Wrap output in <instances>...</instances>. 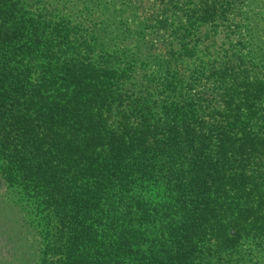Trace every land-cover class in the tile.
I'll list each match as a JSON object with an SVG mask.
<instances>
[{"label": "trees", "instance_id": "16d2710c", "mask_svg": "<svg viewBox=\"0 0 264 264\" xmlns=\"http://www.w3.org/2000/svg\"><path fill=\"white\" fill-rule=\"evenodd\" d=\"M9 1L0 0V177L36 203L38 264H264L260 81L226 60L224 69L242 74L229 81L232 96L246 92L247 107L227 102L213 124L171 104L153 117L136 96L142 86L116 102L130 75L95 60V32L65 21L68 7L31 25L46 35V66L32 73L37 56L24 63L16 39L36 3L15 0L12 11ZM152 1L169 22L173 9L185 19L186 52L230 8L228 0ZM6 11L20 21L16 34ZM115 111L121 119L108 131Z\"/></svg>", "mask_w": 264, "mask_h": 264}, {"label": "rangeland", "instance_id": "374dc122", "mask_svg": "<svg viewBox=\"0 0 264 264\" xmlns=\"http://www.w3.org/2000/svg\"><path fill=\"white\" fill-rule=\"evenodd\" d=\"M147 1L34 0L33 10L37 15L26 16L32 20L27 23L24 20L23 24L30 25L29 29L23 30L20 38H15L16 45L22 48L18 52L24 57V63H27V57L35 59L37 56L28 69L41 74L46 66V54L42 50L46 35L37 36L31 25L39 23V14L49 18L57 14L56 8L68 7L61 14L65 21L70 25H81L83 34L91 33L90 30L95 32L94 38L101 45L95 60L101 61L103 57L122 75H130L128 85L120 90L117 103L124 101L127 104L139 91V85L141 92L136 96L149 107L153 117L160 116L161 105L171 104L184 106L183 109H190L191 117L213 124L211 121L219 118L216 113L224 112L223 105L227 102H238L245 108L248 104L244 102L250 98L239 88L232 96L229 81H238L236 78L242 74L224 69L229 60L232 63L228 66L239 64V70L260 81L256 85L259 91L253 99L264 111V62L261 61H264V0H228L230 8L222 13L220 22L216 25L208 23L198 32V39L194 37L196 43L191 41L187 52L182 46L183 41L178 40L186 25L182 15L173 9L171 12L177 17L171 16L169 22L170 13L157 10ZM14 3L15 0L8 2L12 11L18 9ZM63 3H66L64 7ZM6 14L11 19L12 32L18 33L20 21H13L15 15H10L9 11ZM41 28L37 31L44 30ZM41 36L38 44H33L35 37ZM251 91L254 93V89ZM120 119L121 114L114 113L108 131L115 128ZM36 208L33 199L21 195L17 187L10 188L0 177V264H38L43 244L40 233L44 227Z\"/></svg>", "mask_w": 264, "mask_h": 264}]
</instances>
